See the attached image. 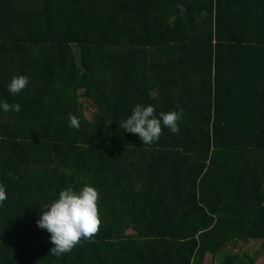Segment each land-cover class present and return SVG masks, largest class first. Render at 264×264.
<instances>
[{"label":"trees","instance_id":"obj_1","mask_svg":"<svg viewBox=\"0 0 264 264\" xmlns=\"http://www.w3.org/2000/svg\"><path fill=\"white\" fill-rule=\"evenodd\" d=\"M0 100V264L264 260V0H0ZM137 103L179 132L142 145ZM85 183L100 228L56 257L39 207Z\"/></svg>","mask_w":264,"mask_h":264},{"label":"clouds","instance_id":"obj_2","mask_svg":"<svg viewBox=\"0 0 264 264\" xmlns=\"http://www.w3.org/2000/svg\"><path fill=\"white\" fill-rule=\"evenodd\" d=\"M180 13L185 11L182 3L177 4ZM29 79L25 75L13 76L8 84L9 93H21L28 85ZM20 104H9L0 100V111L5 113L19 112ZM183 109L157 114L152 104L137 103L120 127L126 132L137 134L142 145H151L157 141L163 128L172 133L179 132V121ZM80 122L75 115H69V127L79 128ZM7 199L6 186L0 183V204ZM98 190L85 183L79 190L72 186L62 188L51 202L39 207L40 215L36 224L50 233L49 240L53 247L50 253L60 257L70 252L82 239H91L99 230L101 220L98 211Z\"/></svg>","mask_w":264,"mask_h":264},{"label":"rangeland","instance_id":"obj_3","mask_svg":"<svg viewBox=\"0 0 264 264\" xmlns=\"http://www.w3.org/2000/svg\"><path fill=\"white\" fill-rule=\"evenodd\" d=\"M94 110L93 108H91ZM261 241L259 240H249V241H238L236 243L229 244L225 250L218 256L220 258L225 252H238L243 253L246 252L247 254L255 257L257 264H264V260H259L260 256L258 253L262 251Z\"/></svg>","mask_w":264,"mask_h":264}]
</instances>
